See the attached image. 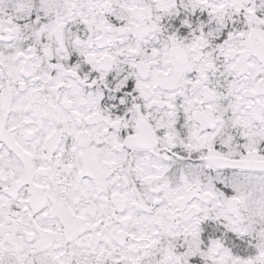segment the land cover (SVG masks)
Wrapping results in <instances>:
<instances>
[{"label": "snow or ice", "instance_id": "1", "mask_svg": "<svg viewBox=\"0 0 264 264\" xmlns=\"http://www.w3.org/2000/svg\"><path fill=\"white\" fill-rule=\"evenodd\" d=\"M0 264H264V0H0Z\"/></svg>", "mask_w": 264, "mask_h": 264}]
</instances>
